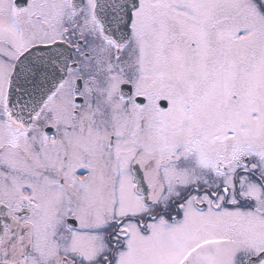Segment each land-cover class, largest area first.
Segmentation results:
<instances>
[{"label":"snow or ice","instance_id":"1","mask_svg":"<svg viewBox=\"0 0 264 264\" xmlns=\"http://www.w3.org/2000/svg\"><path fill=\"white\" fill-rule=\"evenodd\" d=\"M0 264H264V0H0Z\"/></svg>","mask_w":264,"mask_h":264}]
</instances>
